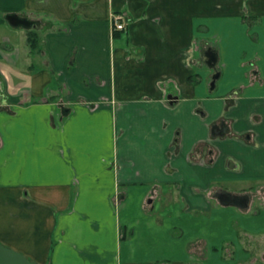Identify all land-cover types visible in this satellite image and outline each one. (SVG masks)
<instances>
[{
  "label": "crops",
  "instance_id": "1",
  "mask_svg": "<svg viewBox=\"0 0 264 264\" xmlns=\"http://www.w3.org/2000/svg\"><path fill=\"white\" fill-rule=\"evenodd\" d=\"M244 5L264 39V0H0V242L38 264H264V45L243 57Z\"/></svg>",
  "mask_w": 264,
  "mask_h": 264
},
{
  "label": "rangeland",
  "instance_id": "2",
  "mask_svg": "<svg viewBox=\"0 0 264 264\" xmlns=\"http://www.w3.org/2000/svg\"><path fill=\"white\" fill-rule=\"evenodd\" d=\"M227 1H233L234 2L235 0H227ZM244 1H245V4H247V1H250V0H244ZM244 7H245L244 12L247 13L245 15V18L247 20H245L243 24H240V27L238 29V33H239L238 36H240V38L242 37L241 42L243 45V52H246V54L244 53L243 57H245V56L248 57L249 54L251 53V50L253 49V47L257 48V50L259 51L262 49V47L264 45V39L263 38L260 39V34H259L261 21L263 18L262 17H261L262 19L259 18V16L255 13H251V16H250L249 8L245 5H244ZM115 13H122V12H115ZM113 14H112V16H113ZM124 18H125L124 22L125 21L127 22L125 15H124ZM124 24H125V28H126V26L128 24L127 23H124ZM228 26H229L228 23H226L225 21H222V23H220V26H219L220 29L215 28V27L213 28L214 31H216L219 35L215 36L214 32L211 31L212 33L210 32V35H209L211 38L208 39L209 43L211 45H213L214 47L219 48V50L222 53H225L226 51H228V49H230L229 46H227V45H229L228 40L223 39L222 41H220V39L225 36V29L228 28ZM196 37H197V35H195V38ZM204 42L205 41H198L195 44V45H198V47H199L198 50L195 49L196 56L193 58L195 65L203 64V65L207 66V61H204V58L202 59V55L204 54V50H202V49L205 48ZM222 44H223V46H222ZM195 48H196V46H195ZM203 57H204V55H203ZM198 61H201V63H198ZM252 75H254L253 72H252ZM162 250H165V249H162ZM198 255H200V252L198 253ZM223 261L225 263V259H223ZM199 262H200V260H196L195 264H198Z\"/></svg>",
  "mask_w": 264,
  "mask_h": 264
},
{
  "label": "water",
  "instance_id": "3",
  "mask_svg": "<svg viewBox=\"0 0 264 264\" xmlns=\"http://www.w3.org/2000/svg\"><path fill=\"white\" fill-rule=\"evenodd\" d=\"M9 22L16 27L23 26L26 28H32L35 26L36 21L23 17L17 13H10L7 15ZM219 76H215L214 79H217ZM212 86H215V80L212 83ZM177 96L174 94L169 95V99L174 101ZM69 112V109L67 110ZM0 264H38L35 261L28 258L25 254L20 251H17L4 243L0 242Z\"/></svg>",
  "mask_w": 264,
  "mask_h": 264
},
{
  "label": "flooded vegetation",
  "instance_id": "4",
  "mask_svg": "<svg viewBox=\"0 0 264 264\" xmlns=\"http://www.w3.org/2000/svg\"><path fill=\"white\" fill-rule=\"evenodd\" d=\"M216 52L213 51L212 48H208L206 51H205V59L207 61L208 64H210L211 66L214 65L215 63V58H216V55H215ZM214 67V66H213ZM219 76L218 74V70H215V72L213 73L212 75V83L213 81L215 80V83L217 81V79H214L215 76ZM227 198V200H235V201H239L240 203H244V201L246 200V198H234V197H231L230 195H225L223 196V198Z\"/></svg>",
  "mask_w": 264,
  "mask_h": 264
},
{
  "label": "built area",
  "instance_id": "5",
  "mask_svg": "<svg viewBox=\"0 0 264 264\" xmlns=\"http://www.w3.org/2000/svg\"><path fill=\"white\" fill-rule=\"evenodd\" d=\"M124 14L123 13H114L112 16V22H113V30L119 29L122 30L125 28V22H124Z\"/></svg>",
  "mask_w": 264,
  "mask_h": 264
},
{
  "label": "trees",
  "instance_id": "6",
  "mask_svg": "<svg viewBox=\"0 0 264 264\" xmlns=\"http://www.w3.org/2000/svg\"><path fill=\"white\" fill-rule=\"evenodd\" d=\"M28 34H29V41L31 43L32 49L33 50H36L37 49V46H38V36H37V32L31 29V30H29ZM118 34H119V29H116L114 31V35L117 36Z\"/></svg>",
  "mask_w": 264,
  "mask_h": 264
}]
</instances>
